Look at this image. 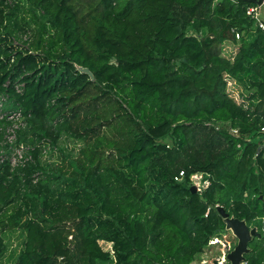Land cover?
<instances>
[{
    "label": "trees",
    "instance_id": "1",
    "mask_svg": "<svg viewBox=\"0 0 264 264\" xmlns=\"http://www.w3.org/2000/svg\"><path fill=\"white\" fill-rule=\"evenodd\" d=\"M253 5L0 0V110L21 111L34 145L24 166L0 163V258L19 230L14 264H192L226 229L221 206L257 227L244 263L264 264ZM46 147L59 162L41 160ZM195 173L208 184L193 192Z\"/></svg>",
    "mask_w": 264,
    "mask_h": 264
},
{
    "label": "rangeland",
    "instance_id": "2",
    "mask_svg": "<svg viewBox=\"0 0 264 264\" xmlns=\"http://www.w3.org/2000/svg\"><path fill=\"white\" fill-rule=\"evenodd\" d=\"M260 12H261L262 17H264V4L261 5ZM19 42H22V41L20 40ZM114 62L115 61L113 58H109L106 56L99 58L100 64L111 65ZM235 95H238V94L235 92ZM3 128H4L3 126L0 127V155L6 154L7 160L13 157L14 147L16 146V144H20V143L25 144L26 142L25 145L31 148L34 146L33 144H30L28 141H24L22 139V135L18 136V133L16 136V144L14 142L12 144L6 145L5 129L7 127H5L4 130ZM26 128H27V124L24 127V129L26 130ZM60 141L61 143L59 147H64L65 150H69V151L73 149V151L76 152L78 148L81 146L80 142L79 143L77 142L74 144L72 141L67 140L65 138H61ZM45 150L46 152L42 151V154H41V160L43 162L52 161L56 163L60 161V155L58 154L55 148H53L52 150L51 147L50 148L46 147ZM246 225L248 226L249 229L254 227L257 230V227L253 226V224L246 223ZM6 234H7L8 249L5 252V254L0 258V264H14V258L20 248L22 236L19 230L7 232ZM216 239H217V242L215 244H209L192 264H201V263L202 264H220L219 260L221 257H224V259L227 260L226 254L232 251L238 243V239L234 235V231L232 227H229V228L227 227L224 231L220 232ZM228 263L229 261H227L224 264H228Z\"/></svg>",
    "mask_w": 264,
    "mask_h": 264
},
{
    "label": "built area",
    "instance_id": "3",
    "mask_svg": "<svg viewBox=\"0 0 264 264\" xmlns=\"http://www.w3.org/2000/svg\"><path fill=\"white\" fill-rule=\"evenodd\" d=\"M8 3H11V0H7ZM264 4V3H263ZM260 7L261 5H253V6H249L246 10V13L250 16H252L255 21L256 24L258 26V28H260L263 33H264V17H262L261 12H260ZM236 37H238V34H236ZM22 40L25 41L27 40V34H24L22 36ZM17 42V41H15ZM20 86L21 85H17V90L20 91ZM3 96H0V100H3ZM1 105V102H0ZM0 119H5L8 124L4 126L3 130L5 129V127H7L5 129V143L6 145L12 144L15 142L16 144V136L17 133L24 129V127L26 126V121L21 113L20 110H10V111H3L0 110ZM234 133H236V131H233ZM260 132L263 135V145H264V125L260 128ZM33 148L20 143V144H16V146L14 147V155L11 159L7 160V155L6 154H1L0 155V163L4 162V161H8L11 168H15L17 166H24L27 162L32 160V156L30 151ZM44 151V150H43ZM183 172H180V176H182ZM178 179V178H176ZM190 180L192 185H194L196 187L197 190L203 189L204 187L207 186L208 181L206 179H204L203 175L201 173H195L193 175L190 176ZM217 237H214L212 240H210L209 244H215L217 242ZM208 244V245H209ZM221 260V261H220ZM219 260L220 264H224L227 262L226 259H224V257H221ZM202 264V263H201ZM243 264H245L243 262Z\"/></svg>",
    "mask_w": 264,
    "mask_h": 264
},
{
    "label": "water",
    "instance_id": "4",
    "mask_svg": "<svg viewBox=\"0 0 264 264\" xmlns=\"http://www.w3.org/2000/svg\"><path fill=\"white\" fill-rule=\"evenodd\" d=\"M246 1L254 5H262L264 3V0H246ZM76 68L80 72L87 74L90 80H94V76L88 68L82 66H76ZM191 189L193 192L197 191L194 185L191 186ZM216 208L219 211V213L224 217L226 228L232 227L234 231V235L238 239V243L234 247V249L226 254L227 261H229L228 264H243L244 254L247 253L249 250L248 242L253 237L256 236L259 237L260 233L254 227L249 229L245 221L238 220L237 218H233V217H228V215L224 213L223 207L217 206Z\"/></svg>",
    "mask_w": 264,
    "mask_h": 264
}]
</instances>
